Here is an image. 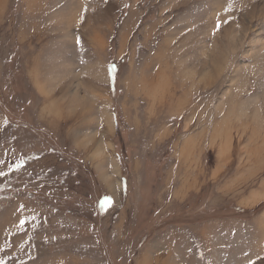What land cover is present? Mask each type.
<instances>
[{
    "label": "rangeland",
    "instance_id": "rangeland-1",
    "mask_svg": "<svg viewBox=\"0 0 264 264\" xmlns=\"http://www.w3.org/2000/svg\"><path fill=\"white\" fill-rule=\"evenodd\" d=\"M0 264H264V0H0Z\"/></svg>",
    "mask_w": 264,
    "mask_h": 264
},
{
    "label": "snow or ice",
    "instance_id": "snow-or-ice-1",
    "mask_svg": "<svg viewBox=\"0 0 264 264\" xmlns=\"http://www.w3.org/2000/svg\"><path fill=\"white\" fill-rule=\"evenodd\" d=\"M105 202L107 203V202H109V201L106 200Z\"/></svg>",
    "mask_w": 264,
    "mask_h": 264
}]
</instances>
